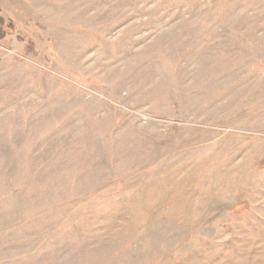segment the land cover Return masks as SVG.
<instances>
[{"label": "rangeland", "instance_id": "rangeland-1", "mask_svg": "<svg viewBox=\"0 0 264 264\" xmlns=\"http://www.w3.org/2000/svg\"><path fill=\"white\" fill-rule=\"evenodd\" d=\"M0 264H264V0H0Z\"/></svg>", "mask_w": 264, "mask_h": 264}]
</instances>
